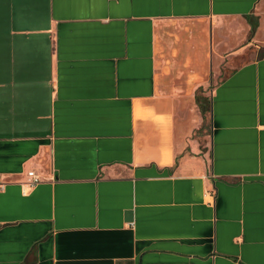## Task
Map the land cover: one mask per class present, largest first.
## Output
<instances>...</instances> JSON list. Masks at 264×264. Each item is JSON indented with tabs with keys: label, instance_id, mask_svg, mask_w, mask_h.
Segmentation results:
<instances>
[{
	"label": "crops",
	"instance_id": "0c3cea01",
	"mask_svg": "<svg viewBox=\"0 0 264 264\" xmlns=\"http://www.w3.org/2000/svg\"><path fill=\"white\" fill-rule=\"evenodd\" d=\"M240 18L264 45V0H0V264H264V54L194 99Z\"/></svg>",
	"mask_w": 264,
	"mask_h": 264
},
{
	"label": "rangeland",
	"instance_id": "374dc122",
	"mask_svg": "<svg viewBox=\"0 0 264 264\" xmlns=\"http://www.w3.org/2000/svg\"><path fill=\"white\" fill-rule=\"evenodd\" d=\"M229 22L236 24L238 26L239 32H241L242 35L239 40L234 41L233 38H231L233 33L228 32V41H226V43H221L218 40L220 38L222 42H225L226 35H223L224 33L218 32V35H216L217 40L214 39V51H212L210 54L211 59L209 62L205 61L204 63L206 82L202 84L197 83L194 93V99L197 98L199 101H205V108H208L209 92L215 81H217L232 67L239 66L264 54V45L250 41L249 30L244 18L231 19ZM183 26L182 24L174 25L169 22H164V24L159 28V35L164 39H172L171 36L174 34L179 35V37H184L183 31L185 29ZM185 37L182 39L186 40ZM207 63L209 65H207ZM212 74H215V77H212ZM204 98H206V100ZM198 108L200 109L199 106ZM206 115L207 112H205V117Z\"/></svg>",
	"mask_w": 264,
	"mask_h": 264
},
{
	"label": "built area",
	"instance_id": "2783aa9c",
	"mask_svg": "<svg viewBox=\"0 0 264 264\" xmlns=\"http://www.w3.org/2000/svg\"><path fill=\"white\" fill-rule=\"evenodd\" d=\"M38 182H40V178H39V176L38 175H36L35 173H34V171L33 170H29L28 172H27V178H26V185L28 186V187H33L34 185H36Z\"/></svg>",
	"mask_w": 264,
	"mask_h": 264
},
{
	"label": "trees",
	"instance_id": "16d2710c",
	"mask_svg": "<svg viewBox=\"0 0 264 264\" xmlns=\"http://www.w3.org/2000/svg\"><path fill=\"white\" fill-rule=\"evenodd\" d=\"M206 100V98H204ZM196 103L198 104V106L200 107V111L203 113L206 110V103L205 101H199L197 100V98L195 99Z\"/></svg>",
	"mask_w": 264,
	"mask_h": 264
}]
</instances>
